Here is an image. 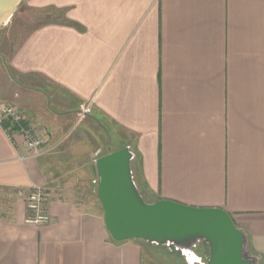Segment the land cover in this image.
Here are the masks:
<instances>
[{"label":"crops","instance_id":"obj_1","mask_svg":"<svg viewBox=\"0 0 264 264\" xmlns=\"http://www.w3.org/2000/svg\"><path fill=\"white\" fill-rule=\"evenodd\" d=\"M25 5L0 53L23 85L0 55V106L23 108L45 146L0 124V264H168L115 240L85 197L96 159L125 146L146 200L226 210L264 264V0ZM37 186L44 225L26 222Z\"/></svg>","mask_w":264,"mask_h":264},{"label":"water","instance_id":"obj_2","mask_svg":"<svg viewBox=\"0 0 264 264\" xmlns=\"http://www.w3.org/2000/svg\"><path fill=\"white\" fill-rule=\"evenodd\" d=\"M22 1L0 0V27L10 21ZM0 55L11 78L23 85L12 74L5 56ZM135 157L132 148L125 146L97 158L93 165L97 197L115 240L141 239L174 247L188 264H254L244 252V232L226 210L167 199L147 201L135 179ZM201 242L209 247L206 260L196 252Z\"/></svg>","mask_w":264,"mask_h":264},{"label":"built area","instance_id":"obj_3","mask_svg":"<svg viewBox=\"0 0 264 264\" xmlns=\"http://www.w3.org/2000/svg\"><path fill=\"white\" fill-rule=\"evenodd\" d=\"M86 109L83 111L84 115ZM26 111L12 103H3L0 106V124L8 122L6 132L13 137V132L18 128V132L23 136L26 146L34 154H42L45 146L44 140L38 135L33 126H26ZM17 127V128H16ZM23 195V191H19ZM48 196L41 186L30 190L26 198L27 216L26 222L30 224H48L52 221L48 210Z\"/></svg>","mask_w":264,"mask_h":264},{"label":"rangeland","instance_id":"obj_4","mask_svg":"<svg viewBox=\"0 0 264 264\" xmlns=\"http://www.w3.org/2000/svg\"><path fill=\"white\" fill-rule=\"evenodd\" d=\"M25 6H26L25 5V0H23L21 5L18 6V9L16 10V12L14 14V17L12 18V21L10 22L11 24L14 22V19L17 16L21 15V12L25 8ZM8 26L9 25H6V26L3 25V26L0 27V53L4 51L3 50V48H5L4 44H7V42H8V36H9V32H8V28L9 27ZM1 66H2V59L0 58V68H1ZM2 78H8V74L3 69L2 70L0 69V81H1ZM98 153H103V151L102 152L99 151ZM89 191L90 190H86V192H85L86 199L89 200V201H92V202L93 201L100 202L98 197H97V195L96 194L92 195V193L89 192ZM91 207H94V206H91ZM98 207L101 208V206H98ZM139 240H141V239H139ZM141 241L148 248H152V249L156 250L157 253H160V254L163 253V257L165 258L164 261L166 263H168V264H176L175 260H177V259H178L177 260V264H188L186 257L180 251H177L174 247H169V246H166V245L152 244V243H149V242H147L145 240H141ZM200 249H201V252L205 253V255H206L205 258H207V256L209 255V247H208V245L206 243L202 242V243H200ZM152 252H153V250H152ZM196 252H197V250H196ZM159 255H157L156 257L160 258L161 255L160 256ZM174 257H176L175 260L173 259Z\"/></svg>","mask_w":264,"mask_h":264},{"label":"flooded vegetation","instance_id":"obj_5","mask_svg":"<svg viewBox=\"0 0 264 264\" xmlns=\"http://www.w3.org/2000/svg\"><path fill=\"white\" fill-rule=\"evenodd\" d=\"M202 243V242H201ZM205 243V242H204ZM197 254H199L200 256H204V260H206L205 258V253L201 252V249H200V243L198 244V249H197Z\"/></svg>","mask_w":264,"mask_h":264},{"label":"trees","instance_id":"obj_6","mask_svg":"<svg viewBox=\"0 0 264 264\" xmlns=\"http://www.w3.org/2000/svg\"><path fill=\"white\" fill-rule=\"evenodd\" d=\"M21 5V4H20ZM19 5V6H20ZM136 179V178H135ZM137 181V180H136ZM137 184H138V186H139V188H140V191H141V193L144 195V193H143V189L141 188V186H140V184H139V182L137 181ZM144 197H145V195H144ZM146 199V198H145Z\"/></svg>","mask_w":264,"mask_h":264}]
</instances>
